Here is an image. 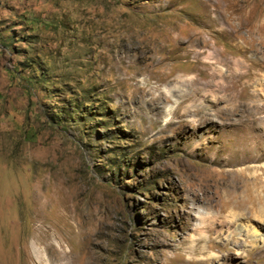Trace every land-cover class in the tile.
<instances>
[{
	"label": "rangeland",
	"instance_id": "obj_1",
	"mask_svg": "<svg viewBox=\"0 0 264 264\" xmlns=\"http://www.w3.org/2000/svg\"><path fill=\"white\" fill-rule=\"evenodd\" d=\"M0 264H264V0H0Z\"/></svg>",
	"mask_w": 264,
	"mask_h": 264
},
{
	"label": "bare ground",
	"instance_id": "obj_2",
	"mask_svg": "<svg viewBox=\"0 0 264 264\" xmlns=\"http://www.w3.org/2000/svg\"><path fill=\"white\" fill-rule=\"evenodd\" d=\"M174 94H175V91L174 90H172V89H165L163 92H161L162 98H157V99L152 98V99L143 100V104H144V107L146 108V111L148 113L152 114V115H156V119H161L162 116H166L165 117L166 118L165 120L168 121L167 115L176 114L177 113V109L175 111H173V112L171 110H168L166 108V105L163 103V99L170 100V97H172ZM184 101L179 102V105L181 103H183ZM193 102H194V99H193ZM193 102L190 103V104H188L186 106V108H185V114H189L190 113V111L187 110V107L189 108L191 106H195V103H193ZM209 103H210V105L211 104H215L214 100H212V99L211 100H204V101H202L201 104L203 106H205V108H206V107H209L210 106ZM176 121H179V120H176ZM180 123L183 124V121L180 120ZM170 125H171V123L167 124V127L170 126ZM241 142L243 143L244 141L241 139ZM243 228H244V226H241V230ZM253 233H254V235H258V232H257L256 229H254V232ZM57 238H59L60 240L62 239L58 235H57ZM60 243H61V241H60ZM51 247H52L51 249L54 250V251L62 252V250L57 249L56 245H54V244H52Z\"/></svg>",
	"mask_w": 264,
	"mask_h": 264
}]
</instances>
